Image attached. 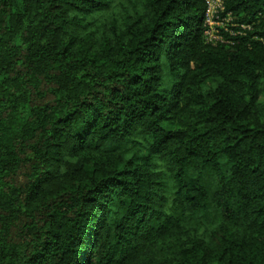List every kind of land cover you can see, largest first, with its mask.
<instances>
[{"label":"trees","instance_id":"1","mask_svg":"<svg viewBox=\"0 0 264 264\" xmlns=\"http://www.w3.org/2000/svg\"><path fill=\"white\" fill-rule=\"evenodd\" d=\"M0 0V264H264V0Z\"/></svg>","mask_w":264,"mask_h":264},{"label":"built area","instance_id":"2","mask_svg":"<svg viewBox=\"0 0 264 264\" xmlns=\"http://www.w3.org/2000/svg\"><path fill=\"white\" fill-rule=\"evenodd\" d=\"M215 1V0H207L208 4H209V7H208V11H207V15H206V25L209 27V29L206 31V35L208 36L209 38V33L212 32L214 34V32L216 33V26H222V22H220L218 20V17L216 16V13H217V8H213L212 6V2ZM219 6L218 8H222V1L220 0L219 2ZM210 39V38H209ZM215 39H218V37L216 36ZM210 40H214V39H210Z\"/></svg>","mask_w":264,"mask_h":264},{"label":"rangeland","instance_id":"3","mask_svg":"<svg viewBox=\"0 0 264 264\" xmlns=\"http://www.w3.org/2000/svg\"><path fill=\"white\" fill-rule=\"evenodd\" d=\"M219 2H220V0H215V1H213V2H212V6H213V8H215V9L218 8V6H219V4H220ZM222 26H224V23L222 24ZM216 36H217V33H215V32H214V34H213L212 32L209 33V38H210V39H215ZM262 100H264V96H263Z\"/></svg>","mask_w":264,"mask_h":264}]
</instances>
